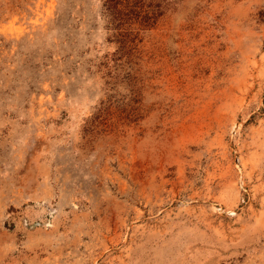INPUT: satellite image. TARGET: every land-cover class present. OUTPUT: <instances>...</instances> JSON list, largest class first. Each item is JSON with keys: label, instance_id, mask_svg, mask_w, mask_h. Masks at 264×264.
<instances>
[{"label": "rangeland", "instance_id": "rangeland-1", "mask_svg": "<svg viewBox=\"0 0 264 264\" xmlns=\"http://www.w3.org/2000/svg\"><path fill=\"white\" fill-rule=\"evenodd\" d=\"M0 264H264V0H0Z\"/></svg>", "mask_w": 264, "mask_h": 264}]
</instances>
